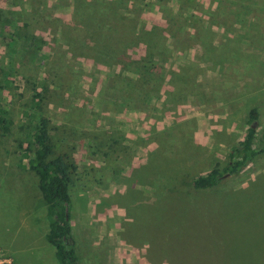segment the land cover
Here are the masks:
<instances>
[{
    "label": "rangeland",
    "instance_id": "rangeland-1",
    "mask_svg": "<svg viewBox=\"0 0 264 264\" xmlns=\"http://www.w3.org/2000/svg\"><path fill=\"white\" fill-rule=\"evenodd\" d=\"M261 12L264 0H0V106L11 120L0 135V259L56 264L37 176L17 167L18 142L41 113L65 125L51 156L64 153L72 165L80 264H115L120 239L149 246L160 215L175 213L264 264V151L215 186L176 189L221 170L251 124L252 146L264 140ZM78 24L87 35L68 42ZM111 49H125L120 63ZM141 56L144 68L128 63ZM36 93L46 98L33 110ZM163 246L177 254L178 244Z\"/></svg>",
    "mask_w": 264,
    "mask_h": 264
},
{
    "label": "trees",
    "instance_id": "trees-1",
    "mask_svg": "<svg viewBox=\"0 0 264 264\" xmlns=\"http://www.w3.org/2000/svg\"><path fill=\"white\" fill-rule=\"evenodd\" d=\"M118 17L117 15L115 24L119 29V33L122 34ZM79 24L69 30L68 42H76L80 37L83 38L84 35H87L88 30L83 26H79ZM136 37L134 33L131 35L129 41L132 45H137ZM71 47H73V51L78 50L76 43L71 44ZM124 50L122 49L119 53H115L114 49L110 50L116 62H121V55L126 56ZM144 58V56L138 59L128 57V63L141 66L139 68L142 69V67H145ZM44 98H46L44 93H36L30 101L29 108L38 110ZM6 112V109L0 106L1 136L8 134L10 131L11 120L6 117ZM256 116V107L253 106L249 110V121L256 119ZM64 129V124L52 123L46 116L41 113L37 114L34 126L18 142L17 167L29 170L37 176V189L43 200L47 219V231L44 233V238L53 246L56 264H80L69 223L70 197L68 194V181L72 165L68 161V155L64 153L51 156L53 154L52 136L59 134ZM253 135L254 128L250 125L246 128L242 139L230 150L229 160L221 170L211 168L202 175L185 181L180 180L176 189L179 187L190 192L196 189L209 188L220 183L224 178V173H238L255 155L264 151V140L258 148L252 146ZM93 138L97 141V144L105 139L102 136H94ZM57 140L62 148H73L71 143H66L62 137H58ZM109 146L115 150V144ZM233 153L236 154L235 158Z\"/></svg>",
    "mask_w": 264,
    "mask_h": 264
},
{
    "label": "crops",
    "instance_id": "crops-1",
    "mask_svg": "<svg viewBox=\"0 0 264 264\" xmlns=\"http://www.w3.org/2000/svg\"><path fill=\"white\" fill-rule=\"evenodd\" d=\"M260 17H264V12H261ZM257 59L258 56H257ZM260 60V59H259ZM263 80L259 83L263 84ZM258 83V80L256 81ZM260 88H262L260 86ZM150 207V206H149ZM152 209V207H150ZM176 216V213H175ZM174 215H165L159 217L162 221H159V228L161 229V235H155L157 237L156 242L152 239L149 240L150 245L146 243L141 246H134L127 242V246L123 243V240L118 243L117 254L115 256V264H252L245 259L241 251L237 249H231V243L226 245V242L219 239L214 234L206 233L200 226L185 225L182 219H175ZM158 219V220H159ZM202 233V236H200ZM207 234L208 239L204 242ZM211 241L212 244L207 243ZM160 243V244H159ZM171 244H178L179 247L177 254L166 252V248L163 246ZM121 245L123 247H121ZM154 245V251L150 249V246ZM121 247V248H120ZM229 250L225 252V248ZM119 250H123V253H119ZM166 253L167 257L162 258L159 254Z\"/></svg>",
    "mask_w": 264,
    "mask_h": 264
},
{
    "label": "built area",
    "instance_id": "built-area-1",
    "mask_svg": "<svg viewBox=\"0 0 264 264\" xmlns=\"http://www.w3.org/2000/svg\"><path fill=\"white\" fill-rule=\"evenodd\" d=\"M0 264H9L7 259H0Z\"/></svg>",
    "mask_w": 264,
    "mask_h": 264
},
{
    "label": "water",
    "instance_id": "water-1",
    "mask_svg": "<svg viewBox=\"0 0 264 264\" xmlns=\"http://www.w3.org/2000/svg\"><path fill=\"white\" fill-rule=\"evenodd\" d=\"M251 127L253 128V125L251 124Z\"/></svg>",
    "mask_w": 264,
    "mask_h": 264
}]
</instances>
